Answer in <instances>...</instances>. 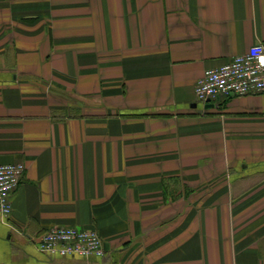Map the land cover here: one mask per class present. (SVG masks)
<instances>
[{"label":"crops","instance_id":"0c3cea01","mask_svg":"<svg viewBox=\"0 0 264 264\" xmlns=\"http://www.w3.org/2000/svg\"><path fill=\"white\" fill-rule=\"evenodd\" d=\"M264 46V0H0V264H264V95L195 97ZM94 229L99 257L36 247Z\"/></svg>","mask_w":264,"mask_h":264},{"label":"built area","instance_id":"2783aa9c","mask_svg":"<svg viewBox=\"0 0 264 264\" xmlns=\"http://www.w3.org/2000/svg\"><path fill=\"white\" fill-rule=\"evenodd\" d=\"M264 95V46L256 44L230 61L206 70L196 82L195 97L206 105L221 98ZM22 162L0 164V215L11 213V195L22 178ZM36 247L51 257H99L104 253L103 241L94 229L55 226L42 232Z\"/></svg>","mask_w":264,"mask_h":264},{"label":"water","instance_id":"95a60500","mask_svg":"<svg viewBox=\"0 0 264 264\" xmlns=\"http://www.w3.org/2000/svg\"><path fill=\"white\" fill-rule=\"evenodd\" d=\"M212 106H213L212 103H207V104L205 105V108H207V107H212Z\"/></svg>","mask_w":264,"mask_h":264}]
</instances>
